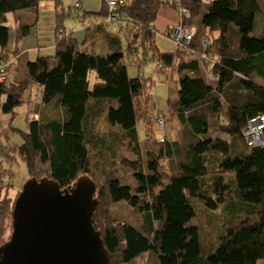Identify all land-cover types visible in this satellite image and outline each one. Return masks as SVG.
<instances>
[{"label":"trees","instance_id":"trees-1","mask_svg":"<svg viewBox=\"0 0 264 264\" xmlns=\"http://www.w3.org/2000/svg\"><path fill=\"white\" fill-rule=\"evenodd\" d=\"M107 1L103 0L99 13L84 11L82 19L91 20L88 33L108 29L104 24L109 12ZM120 1L123 5L115 15L122 26H111L125 40L120 50L107 56L84 53L83 42L69 34L57 38L54 57L29 60L25 54L8 49V18L23 10H38L39 0H0V62L10 66L9 77L0 82V115H15L33 87L38 86L41 94L40 105L33 112L37 116L34 119L28 114L23 144L0 143V181L6 183L0 187V247L13 231L18 193L12 196L10 177H16L12 167L19 156L27 165L28 179L48 177L63 189L83 175L95 181L98 206L93 222L101 231L111 264H136L144 255L154 257L157 264L264 261V146H248L242 135L250 119L264 115V33L261 37L251 35L263 12L259 0ZM53 2L57 30L63 29L59 9L63 0ZM165 6L175 12V25L182 22L196 28L189 45L177 46L173 52H161L154 44L157 16ZM180 9L186 11L182 17L177 14ZM19 28L22 33L16 36L17 43L30 31V27ZM108 36L113 40V33L108 32ZM141 48L143 61L138 57ZM150 51L160 68L179 76L178 91L169 98L167 114L156 117L161 115L165 122L163 139L151 128L148 79L141 75L132 79L127 69L132 62L141 67ZM51 59L56 60V66L52 67ZM21 63L25 74L20 79L16 68ZM210 70L212 79L207 77ZM92 71L98 79L93 85L89 80ZM56 99L65 113L53 116V109L46 112L43 105ZM101 116L109 127L124 135L139 156L138 160L123 158L120 163L130 179L119 174L115 160L108 165L104 162L107 150L112 158L115 155L113 148L103 149L106 144L101 140L105 137L97 132ZM167 121L171 126L166 131ZM174 121L183 127L185 146L169 140ZM140 123L145 137L155 138L157 134L155 140L163 141L158 154L143 153ZM2 147L12 151L10 156L2 154L6 153ZM230 172L235 174L245 213L219 238L215 249L204 253L198 228L192 224L195 211L190 199L218 210L233 194L225 177ZM102 204L130 210L139 220L134 224L119 220L109 210L107 217L99 212ZM147 224L146 234L143 228Z\"/></svg>","mask_w":264,"mask_h":264},{"label":"rangeland","instance_id":"rangeland-1","mask_svg":"<svg viewBox=\"0 0 264 264\" xmlns=\"http://www.w3.org/2000/svg\"><path fill=\"white\" fill-rule=\"evenodd\" d=\"M53 1L54 0H39L38 10L29 9L23 12H18L17 14H26L21 16V25L19 23L15 24L14 22L16 21V18L9 15L8 26L11 27L10 40L8 44L9 50L15 51L22 55L25 54V58L30 59L34 58L32 53L35 52L36 49L41 48L46 57L52 58L54 57L56 52V49L54 48L56 42V33L58 32L59 34L63 30L65 31L66 35H69L74 31L72 35L75 34L76 38L79 40L80 43L85 41L87 28L91 26V20H89V18L82 19L83 13L84 11L87 13H99L103 6V0H63L62 6L59 8L61 11V15L63 16L61 19V27L63 29L59 28L58 30L57 23H59V21L57 8L56 4ZM169 1L172 2L174 0ZM259 3L262 7L263 12L260 13L257 17L254 31L251 34L252 36L256 37H261L264 33V0H259ZM76 4H82L81 7L83 6L84 8H82L83 10L81 11V18L78 17L79 8L76 7ZM162 8L160 10V13L164 19L169 20L168 18L170 17V14H172L175 19L177 18L175 12L170 7L166 6L165 9ZM165 12H167V14L163 15L165 14ZM162 16H157V23H155V47H157L158 50L161 52L176 51L177 45L172 41L169 36L166 35V31L172 26H170V24L169 27L168 24H166V26L161 25L160 17ZM15 26H17L16 29ZM19 27H30V31L28 35H26L24 38H22L19 43H17L16 36L22 33V29H20ZM104 30L105 31L97 33L94 31L89 32L90 38L86 41L85 47H82V51L84 53H90L93 55L95 54L96 56H107L117 50H120L121 47H123V45L125 44V40L120 34L117 33V29L115 27H110ZM108 32L113 33V40L109 38ZM138 55L140 60L143 61L144 52L142 48L139 50ZM152 55L153 54L150 51L148 61H146L141 67L135 64V62H132L128 64L127 69L129 77L132 79L138 78L140 75L143 78L148 79V85L150 87L149 94L151 96L150 114L153 117L151 128L153 132L160 134L158 133L159 130L156 125V117L159 113L167 114L169 98L178 91L177 81L179 79V76L170 74L165 68L162 67L155 69V62L152 59ZM210 62L213 63V61ZM56 64V60L51 59L52 67L56 66ZM16 69H18V71H16L17 74L20 75V79L23 78L25 74V65L21 63ZM14 74L15 73H13L12 71L11 78L14 77ZM187 75L192 76L191 73H187ZM89 80L92 85L98 81L97 75L94 71L90 73ZM32 95L35 98V103L37 101H41V94L38 86L34 88ZM29 98L30 97H25V100L27 101L29 100ZM94 101L96 100H91L90 103ZM36 107L37 106H35V108ZM43 107L46 112L53 109V116L57 115L58 112H60L61 114L65 113V109L60 106L57 99L49 105H43ZM35 108L33 105H28V102H24V104L20 105L15 109V115L1 114L0 143H3L5 145L10 144L12 146H21L23 144V133L27 131L28 114L30 110H32L33 112L37 110ZM166 125L167 131L171 125L168 121ZM138 128L139 134L141 136V147L143 153L145 155L146 152L158 154L159 149L163 146V141L155 140V138L158 139L157 134H155V138L145 137V133L143 132L145 131L143 124L140 123ZM97 129L99 130L97 132L101 133V135L105 137L103 140H101L104 144H106L105 146H103V149L113 148L114 150L115 158H112L111 152L107 150L105 153L104 162L106 163V165H108L111 160H115L119 174L126 175L127 178L130 179L129 172L123 167H121L120 163L122 162L123 158L138 160L139 156L135 155L132 149L133 145L128 143L127 139L117 128L109 127L106 119L103 116H101L98 120ZM164 135L165 134H160V138L163 139ZM109 136L114 139L108 140L110 138ZM223 138L227 139L226 136ZM169 140H176L180 142L182 146L186 145V141L183 138V127L178 121H174L172 123L171 135ZM111 141H113V143ZM2 150L6 152H2V154H4L6 157L10 156L8 155L9 153H12L10 149L6 150L5 147H2ZM95 152L96 151H94V153ZM17 159H15L12 167V171L16 177L15 179L10 177V180L14 184H12L13 186L11 185V194L14 193V195L12 196H15L17 192L18 195L16 194V198L22 191L24 184L28 180L32 179L27 178L28 171L25 161L19 158V156H17ZM163 163L166 164L165 161ZM225 177L227 183L232 187L233 194L231 198L218 210L208 209L199 199H190L195 211V218L192 220V224L198 228L200 244L203 247L204 253L208 248L215 249L218 245L219 238L223 236L226 233L227 229L230 228L245 213V207L243 205L244 203L241 202L237 195L238 189L236 187L235 174L230 172L226 174ZM2 186L6 187V183H4V180L0 181V187ZM108 210L111 215H114L119 220H128L133 224L136 223L135 221L139 220L136 213H132L130 212V210L127 209L122 210L117 206H108L102 204L100 206L99 212L104 213L105 216L108 217ZM148 228L149 224H147V227L143 228L146 231V234L148 233ZM136 264H157V262L154 257L144 255L136 262ZM258 264H264V261H259Z\"/></svg>","mask_w":264,"mask_h":264},{"label":"water","instance_id":"water-1","mask_svg":"<svg viewBox=\"0 0 264 264\" xmlns=\"http://www.w3.org/2000/svg\"><path fill=\"white\" fill-rule=\"evenodd\" d=\"M97 185L89 175L61 188L54 179L28 180L15 200L13 231L0 264H111L93 216Z\"/></svg>","mask_w":264,"mask_h":264},{"label":"built area","instance_id":"built-area-1","mask_svg":"<svg viewBox=\"0 0 264 264\" xmlns=\"http://www.w3.org/2000/svg\"><path fill=\"white\" fill-rule=\"evenodd\" d=\"M123 2L120 0H109L107 1V7H108V15L104 21V24L107 28H110L111 26H118L119 28L122 26L121 19L118 18L117 15H115V12L119 9V6H122ZM77 8L80 10V5H76ZM177 14L182 17L184 14H186V11L184 9H180ZM60 35L65 34L63 31L59 33ZM169 37L172 39V41L178 46H188L189 43L194 39L196 35V28L189 27L180 22L179 24L175 25L173 28L169 30ZM205 58V57H203ZM213 61V60H210ZM214 62V61H213ZM155 69L160 68V64L158 62H155ZM10 66L7 64H3L0 62V82L5 81L9 75ZM207 77L212 79V71L207 73ZM157 128L159 130L158 133L163 135V131L165 128V122L161 115L157 118ZM243 138L245 139V142L248 146L251 147H263L264 146V115H258L257 117H254L250 119L248 125L244 128L242 131Z\"/></svg>","mask_w":264,"mask_h":264},{"label":"crops","instance_id":"crops-1","mask_svg":"<svg viewBox=\"0 0 264 264\" xmlns=\"http://www.w3.org/2000/svg\"><path fill=\"white\" fill-rule=\"evenodd\" d=\"M77 5V4H76ZM81 5L82 4H80V10H79V12H78V17L82 14L81 13V11L84 9L83 8V6L81 7ZM83 8V9H82ZM166 8V6L164 7V8H162V9H165ZM27 10H29V9H27ZM161 10V9H160ZM23 11H25V10H23ZM23 11H21V12H23ZM167 14V12H165V14H163V15H166ZM17 15V16H16ZM16 15H13V14H11V16L12 17H14V18H18V21L17 22H19V24L21 25L22 24V20H21V16H23V15H26V14H16ZM158 16H162L161 15V13H160V11H159V14H158ZM169 20H167V19H164L163 18V16L162 17H160V24L161 25H163V26H166V24H168V27H169V24H170V26H173L176 22H177V19H175L174 18V16H172V14H170V17L168 18ZM14 23H16V21L14 22ZM157 23V22H156ZM171 28V27H170ZM88 29V28H87ZM64 33H65V31H63ZM74 33V31L71 33V35ZM110 33H112V32H110ZM68 34V33H67ZM66 34H63V35H59L58 34V32L56 33V41H57V38H61V37H63V36H65ZM88 35H89V33H88V30H87V33H86V39H85V41L83 42V45H82V47H85V43H86V41L88 40ZM74 38H76V35L74 34V35H72ZM90 37V36H89ZM77 39V38H76ZM56 47V42H55V45H54V48ZM44 50V49H43ZM41 51H42V49L41 48H39V49H36L35 50V52H33L32 53V55H33V57L34 58H30L29 60H34V59H36V58H38V57H46L45 55H44V53H43V51H42V53H41ZM24 55V54H23ZM35 87H37V86H35ZM35 87H33L32 88V92H33V90H34V88ZM32 92L31 93H26V95H25V97H30L29 98V100H25L26 102H28V105H33L34 106V108H35V106H37V107H39V105H40V102L41 101H37L36 103L34 102V100H35V98L33 97V95H32ZM36 107V108H37ZM30 118H34L35 119V116H37V114L36 113H34L33 114V111L32 110H30ZM34 116V117H33Z\"/></svg>","mask_w":264,"mask_h":264}]
</instances>
